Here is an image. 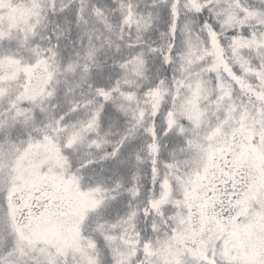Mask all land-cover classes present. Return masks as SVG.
I'll return each instance as SVG.
<instances>
[{"label": "snow or ice", "instance_id": "snow-or-ice-1", "mask_svg": "<svg viewBox=\"0 0 264 264\" xmlns=\"http://www.w3.org/2000/svg\"><path fill=\"white\" fill-rule=\"evenodd\" d=\"M0 264H264V0H0Z\"/></svg>", "mask_w": 264, "mask_h": 264}]
</instances>
